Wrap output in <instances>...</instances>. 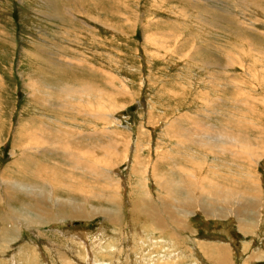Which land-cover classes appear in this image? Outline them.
I'll return each mask as SVG.
<instances>
[{
    "label": "rangeland",
    "instance_id": "rangeland-1",
    "mask_svg": "<svg viewBox=\"0 0 264 264\" xmlns=\"http://www.w3.org/2000/svg\"><path fill=\"white\" fill-rule=\"evenodd\" d=\"M86 1L90 4L84 11L80 9L79 0H0V171L18 172L13 163L16 158L12 157V154H19L14 141L18 139L17 133L32 126L36 128V124L62 131L70 125L78 126L87 130L97 142L101 138L105 145L108 141L105 135L94 136L92 133L104 128L119 132L125 139L129 138L131 148L128 153L132 158L138 145L147 146L143 157L151 169L158 153L171 156L169 152L181 139L180 131L198 129L196 122L201 120L219 131L237 133L233 129L242 130L255 141L257 148L260 147L254 154H245L234 150L240 148L238 144L226 141L222 146L226 149L220 154L210 145L197 142L187 149L188 153L196 155L191 160L181 158L179 162L192 166L206 159L212 167L213 157L218 153L226 164L225 172L228 163L248 166V170L253 168L255 180L258 177L264 187V135L256 136L258 132L250 129L253 121L264 128V0ZM95 7L100 10L101 24L91 19L95 17L92 13ZM66 82L100 85L105 92V101L110 92L118 94L114 102L106 103V113L112 118H100L93 110L76 105L77 102H67L55 92L50 99L36 91L38 85L59 87ZM242 120L246 122H240ZM140 134L144 135L143 141ZM231 147L232 150H228ZM203 156L207 157L204 159ZM44 161L45 165L50 164L49 158ZM53 161L73 168V164L64 163L66 159L61 153H57ZM131 165L132 162L125 161L118 169L119 174L100 175L101 167L95 168V173L89 177L79 174L92 182H115L121 191L119 200L126 206V212L122 214V226L104 225L108 237L106 245L90 242V235L104 228L98 221H65L37 227L36 233L25 235L22 231V241L9 252L6 249V256L1 253L2 264L6 263L7 255V264L10 255L18 257L20 264H94L95 258L89 254L93 251H101L100 264H147L151 261L156 264L164 258L167 261L161 264H264V256L258 255L264 251V198L259 202L261 207L254 208V228L246 233L239 230L235 219H208L197 209L196 215L184 218L183 231H177V228L173 231L168 226L166 231L153 234L155 242L141 241L145 245L141 243L135 251L130 236H135V229L139 230L141 224L142 228L146 226L139 205L135 208L134 219L126 217L127 205L134 203L138 195L133 191L139 187V180L133 178L123 187L128 181L127 171ZM173 168L179 170L177 164ZM228 173L229 177L219 179L222 185L246 183L244 175ZM180 174L186 181L187 175ZM12 175L18 180L24 179L23 182L28 183L31 179L37 182V174L32 178L29 176L30 180L22 175ZM207 175L190 174V180L195 183H186L180 194L185 198L191 193L195 205L200 204L202 209L210 211V203L203 202L198 191L199 182ZM211 177L213 175L208 178ZM151 181L148 186L155 194ZM45 186L47 184L42 182L29 185ZM60 196L67 198L63 194ZM95 202L92 201L93 205L100 204ZM124 205L119 203L118 208L123 209ZM224 205L218 206L224 208ZM149 206L152 208L154 204ZM18 228L15 226L14 230ZM55 228L62 232L71 230L72 236L85 245L86 262L83 261V246H79L81 258L70 255L63 238L53 230ZM135 241L137 246L138 239ZM224 248L229 257L219 261Z\"/></svg>",
    "mask_w": 264,
    "mask_h": 264
},
{
    "label": "bare ground",
    "instance_id": "bare-ground-1",
    "mask_svg": "<svg viewBox=\"0 0 264 264\" xmlns=\"http://www.w3.org/2000/svg\"><path fill=\"white\" fill-rule=\"evenodd\" d=\"M79 2L80 9H84L85 11V8L89 7L90 2H87L86 0H79ZM84 11H82L83 15L86 14ZM92 13L95 17L91 19H93L95 23L101 24L102 20L100 17V10L95 7L93 8ZM83 84L84 85H72L69 84V82H66L59 87L38 85L36 86V91H40L39 94L45 95L50 99L54 97L53 93L55 92L57 96H61L60 98L67 100V102H77L76 105H82L87 107L88 110H93L100 118H112L111 116H108V113H106V109H108L106 103L114 102L118 94L110 92L107 100L105 101V92L100 85H95L89 82H84ZM112 84L109 85L114 88ZM124 89L126 91L125 85ZM240 122L246 121L242 120ZM249 122L251 121L249 120ZM196 123V127L198 129L193 126L194 128H189L191 129L189 131H180L179 138L181 139L177 140L174 145V149H171V152H169L171 153L170 157L168 154L164 156L162 153H158L151 169L148 168V161L145 162L143 157L144 149H146L147 146L142 148L141 145H138L136 154L132 158L130 153H128V150L131 148L129 146L130 142L127 141L129 138L125 139L121 133L114 132L112 130H106L105 128L92 133V135H105L106 139L108 140L106 145L101 143V138L98 140V143L94 137L88 134L87 130L72 125H70L71 127L69 126L66 131H62L59 129H53L47 125L36 124V128H33L34 126H32L30 128H25L26 131L24 132L17 133L18 139L14 141L16 145H14V148L19 152V154H12V157L16 158L13 163L14 166H16L18 172L14 173L15 170L14 172H12L13 170H7L8 172L4 170L0 171V249L2 250V252L0 250V257L1 253L3 256H6V249H9V252L11 248H15L22 241V231L25 233V235L36 233V230L37 232L39 231V228L36 229L37 227L41 228L45 225L52 226L55 223H64L65 221L70 223L98 221L99 226L104 228L101 232L95 235H90V242H92V245L98 244L104 246L103 243L106 245V240L108 237L105 235V231L107 229L104 225L110 224L122 226V214L126 212V206L122 201L119 200L121 197V191L116 188L117 185L115 182L110 180H102L103 182L98 180L96 182H92L79 174H85L87 176L91 175L92 173H95V168L99 170L97 167H101L103 169V172L98 173L100 175H110L111 173L119 174L118 169L125 161L127 163L132 162V165L127 171L129 178L127 179L128 181H126V184L125 182L123 183V187L129 184L132 178L134 180H139V187H136L135 191H133L134 193H138V195H136L137 198L134 199V203L131 202L127 205L128 215L126 217H132V219H134L135 208L137 205H139L141 207V215L146 226L145 228H142V224L141 226L137 225L140 226L139 230L135 229V236H130L132 239L131 244H134L135 251L141 247L140 245H142L141 243L143 242H155L156 239L154 240L153 234L160 233L161 230L166 231L168 226L172 227L173 231H176V228L177 231H183L182 223L184 222V218L187 219L188 216L189 218L191 217L190 215H196L194 214V211L197 209L199 212H202V214H205L208 219H210L209 217H215L220 220L228 218L235 219L238 223L239 230L242 232L246 233L249 231V229H253L254 226L252 227V225L255 223L256 216L254 208L256 207L257 209V206H260L259 202L262 200V198H264V187L258 177V179L256 178L255 180V175L252 176L253 168H249L248 170V166H245L247 168L246 169L242 164L236 165L233 163H228L229 167L226 168L227 174H225L226 172L224 169L226 164H224L222 160L223 158L221 159V156L218 153L222 154V150L226 149L222 148L226 141H231L238 144L240 148L236 149L235 146H232L235 148L234 150H238L237 152L242 151L245 154H254V152H256L260 146L257 148V145L254 144L255 141L251 140L248 134H244L242 130L232 128L233 131L237 133H230L224 129V131H219L214 129V127H209L201 120H198ZM189 125L192 126L191 124ZM250 125V129L252 131H255L256 133L258 132L256 136L264 135L263 126L261 128L258 127L254 121ZM74 127H77V129ZM85 132L87 134H85ZM215 134H217V137H215ZM82 136L87 137L81 138ZM143 136L144 135L142 134L139 135L141 141H143ZM173 136L177 139V136ZM256 140L258 141L259 138ZM197 142H200V144H204L206 146L210 145L211 149L218 151L217 155L213 157L214 165L212 167L208 165L209 163L207 164V162H205L207 161L205 159L207 156H203L205 159V161L203 160L204 162L199 160L197 161L196 165L192 166H184L182 162H179L181 158L191 160L192 157H194V154L196 155V153H188L189 151L187 149L189 146L197 144ZM232 147L228 150H232ZM159 149L160 146H158V150ZM57 153H61L63 158L66 159L64 163L66 162L73 164V168H69V166L61 163H55L53 158ZM48 158L50 160V164L45 165L44 160ZM238 159L240 160L239 157ZM200 161L201 163H199ZM94 164L97 166L95 167ZM175 164H177V168H179V170H175L173 168V165L175 166ZM180 172H184L187 175L186 181L185 179H182L183 174H180ZM228 172H236V174L233 175L238 176L244 175L246 178V183L244 181H239L238 183L227 184V186L222 185L219 182V179L226 175H230ZM204 173H207L208 175L207 177L205 176V178H203V181L199 182L200 187H198V191L199 193L201 192L203 202L207 201V203H210V205H208V207L210 206V211H208V209H202L200 204L196 203L195 205V199L192 197L191 193H188L189 195H187L185 198H182V195L180 194L182 191H184L186 183H195L190 180V174ZM12 174L22 175L27 180H30L29 176L32 178L33 175L35 176L37 174V182L35 183L33 182V179H31V181H29L31 182L30 184L38 185L42 182L43 184H47V186H45L46 188L29 187V182H23L24 179L18 180L16 179L18 177L13 176ZM212 175L213 178H208ZM140 178H142L144 181ZM150 179L154 183L155 194L151 192V188L148 186ZM135 184H137V182H135ZM191 188L195 189L194 187ZM60 194H63L67 198H62L61 196L58 197ZM235 194H237L236 197H234ZM224 195L227 197L225 198ZM232 197L235 199V202H237L238 205H236ZM154 198H156L157 201H155ZM92 201L99 202L100 204L93 205ZM119 203L124 205L123 209H121L122 207L118 208ZM150 203L154 204L152 208L149 206ZM220 203L221 205L222 203L225 204L226 207L225 205L224 208L219 207L218 205ZM239 204H241L242 207ZM194 205L195 209L193 208ZM262 208L264 210V206ZM15 226H18L19 228L14 230ZM53 230L56 231L55 233L60 238H63L65 246L67 245L71 252L70 255L74 256L75 258H81L79 246L82 244L79 242L80 240L78 241L74 236H72L73 234L71 233V230L68 229L64 232H62V230H56V228ZM136 238L138 239L137 246H135L136 244L134 243L136 242ZM165 240L167 239L165 238ZM129 245L130 244H128V246ZM82 246L85 257H83V261L86 262L85 245ZM219 250L222 251V248H219ZM220 251H218V255L220 254ZM100 252L101 251H93L92 253H89L91 254L92 258H95V261L93 262L94 264L99 263ZM254 254L255 253H253V255ZM259 254L264 256V251L258 253V255ZM254 256L257 257L256 254ZM9 257L10 260L8 261V264H20L18 257L16 258L15 255H10ZM175 257L176 256L174 255V258ZM219 257L220 258H218V260H226V258L229 257L225 248ZM7 259L8 255L5 260V264H7ZM166 261L167 259L165 258L160 259L156 264L165 263ZM174 261L172 260V262ZM0 264H2L1 261ZM141 264L143 263L141 262ZM147 264L153 263L151 261Z\"/></svg>",
    "mask_w": 264,
    "mask_h": 264
}]
</instances>
